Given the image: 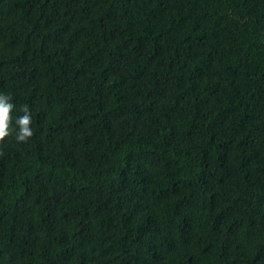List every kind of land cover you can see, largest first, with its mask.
Wrapping results in <instances>:
<instances>
[{
  "label": "trees",
  "instance_id": "1",
  "mask_svg": "<svg viewBox=\"0 0 264 264\" xmlns=\"http://www.w3.org/2000/svg\"><path fill=\"white\" fill-rule=\"evenodd\" d=\"M0 264H264V0H0Z\"/></svg>",
  "mask_w": 264,
  "mask_h": 264
},
{
  "label": "clouds",
  "instance_id": "2",
  "mask_svg": "<svg viewBox=\"0 0 264 264\" xmlns=\"http://www.w3.org/2000/svg\"><path fill=\"white\" fill-rule=\"evenodd\" d=\"M11 98L7 95L0 94V143H3L6 138L15 135L17 142L27 143L33 136L32 117L27 105L21 107L24 113L15 120L17 128H13L12 112L14 109Z\"/></svg>",
  "mask_w": 264,
  "mask_h": 264
}]
</instances>
